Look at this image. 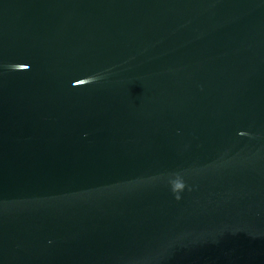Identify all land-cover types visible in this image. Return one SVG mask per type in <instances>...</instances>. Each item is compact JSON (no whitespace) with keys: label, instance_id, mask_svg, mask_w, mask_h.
<instances>
[{"label":"water","instance_id":"water-1","mask_svg":"<svg viewBox=\"0 0 264 264\" xmlns=\"http://www.w3.org/2000/svg\"><path fill=\"white\" fill-rule=\"evenodd\" d=\"M0 264H264V0H0Z\"/></svg>","mask_w":264,"mask_h":264}]
</instances>
